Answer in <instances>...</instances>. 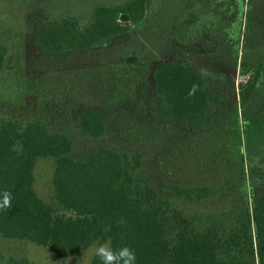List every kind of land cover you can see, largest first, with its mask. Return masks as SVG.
<instances>
[{"label": "trees", "instance_id": "16d2710c", "mask_svg": "<svg viewBox=\"0 0 264 264\" xmlns=\"http://www.w3.org/2000/svg\"><path fill=\"white\" fill-rule=\"evenodd\" d=\"M73 4L0 6V193L12 194L11 207L0 210V239L71 257L110 237L113 249L135 251L136 264H264V63L255 59L247 80L234 79L250 73L242 49L264 45V7L255 0ZM128 35L144 46L117 64L134 91L126 90L128 126L113 133L126 149L99 148L79 161L65 129L2 113L37 87L23 74L26 40L41 58L69 63ZM226 87L237 93L233 101ZM38 92L41 103L49 91ZM79 116L85 135L110 134V111L87 106ZM41 158L56 160L58 209L34 189ZM0 264L36 263L0 250Z\"/></svg>", "mask_w": 264, "mask_h": 264}, {"label": "rangeland", "instance_id": "374dc122", "mask_svg": "<svg viewBox=\"0 0 264 264\" xmlns=\"http://www.w3.org/2000/svg\"><path fill=\"white\" fill-rule=\"evenodd\" d=\"M71 1L75 5L79 0ZM255 2L259 7H264L263 0H255ZM10 3L12 0H0V6ZM140 39V36L133 37L130 35L116 39L97 51L75 55L69 63L65 60H47L43 57L42 59L35 53L31 42L26 40L27 51H25V55L27 56L24 60L26 65L23 74L26 80H31L37 87L33 88V92L26 94V96L20 95L17 100L6 103V107L1 110L2 113L21 116L27 122L44 119L52 129H65L73 141L70 156L79 161L88 160L99 148L126 149V144L115 140L113 133L119 128L125 129L128 126V123L123 122V116L126 115L125 108L130 101L126 90L128 89L129 93L134 91L129 86L131 76L118 69L117 64L119 58L131 51L140 55L144 46L143 43L139 42ZM240 56L250 67V73L242 76L238 71L234 77L235 82L248 79L252 73L251 66L255 59L264 63V45L244 47ZM191 61L202 65L203 70L212 73L206 63L200 62L199 57L193 56ZM18 64L16 58H11L9 69H15ZM224 81L228 85L226 80ZM39 86L43 90L49 91L44 92L45 98L41 103L38 101ZM229 89L228 87V94L230 100L233 101L237 97V93ZM54 93L55 95H53ZM121 96L125 97V100L128 99L126 103ZM87 106L103 108L107 113L109 111L112 113L108 136L99 139L91 138L79 128L77 121L81 109ZM119 123L122 125L120 126ZM55 168V159H39L34 170V189L43 200L58 209V206L55 205L53 190ZM258 191L264 194V186L259 187ZM0 250L7 256L27 257L36 264H91L96 257L93 255L91 247L75 256L61 257L49 248L37 246L29 241L5 239H0Z\"/></svg>", "mask_w": 264, "mask_h": 264}, {"label": "clouds", "instance_id": "9594fccd", "mask_svg": "<svg viewBox=\"0 0 264 264\" xmlns=\"http://www.w3.org/2000/svg\"><path fill=\"white\" fill-rule=\"evenodd\" d=\"M11 200L10 191L4 190L0 193V210H8ZM90 247L93 249V255L99 257L101 264H136L135 251L126 245L113 249L110 237L102 243L94 242Z\"/></svg>", "mask_w": 264, "mask_h": 264}, {"label": "water", "instance_id": "95a60500", "mask_svg": "<svg viewBox=\"0 0 264 264\" xmlns=\"http://www.w3.org/2000/svg\"><path fill=\"white\" fill-rule=\"evenodd\" d=\"M128 20V17L125 15V14H122L121 16H120V21L121 22H126Z\"/></svg>", "mask_w": 264, "mask_h": 264}]
</instances>
